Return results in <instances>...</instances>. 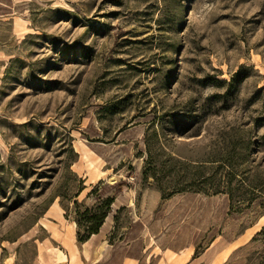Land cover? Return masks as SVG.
<instances>
[{
  "label": "rangeland",
  "instance_id": "rangeland-1",
  "mask_svg": "<svg viewBox=\"0 0 264 264\" xmlns=\"http://www.w3.org/2000/svg\"><path fill=\"white\" fill-rule=\"evenodd\" d=\"M262 195L264 0H0V264H264Z\"/></svg>",
  "mask_w": 264,
  "mask_h": 264
},
{
  "label": "trees",
  "instance_id": "trees-1",
  "mask_svg": "<svg viewBox=\"0 0 264 264\" xmlns=\"http://www.w3.org/2000/svg\"><path fill=\"white\" fill-rule=\"evenodd\" d=\"M228 154V149L230 150H234L235 146H227V148H225ZM226 155V153H224ZM230 154V152H229ZM227 157V156H226ZM227 159V158H225ZM227 167V171H226V175L228 177L227 183L231 182V177L229 176H234L236 175L235 171L229 166V165H224V167ZM144 173H146V171H144ZM195 175V174H194ZM192 178H190L189 181H191ZM233 190H226V194L228 195L229 199H231L233 197ZM218 192V191H217ZM216 191L214 193H217ZM264 197V195H262ZM113 202V199L111 197H107L105 198V200L102 202L101 206H99L97 212H95L94 214H92V216L89 218V222L87 224H84V234L80 235L78 237V241L80 242H85L86 240H88L90 238L91 235L96 234L99 230V227L101 226L104 218L106 217L107 213L109 212V208L111 203ZM250 202V201H249ZM77 204V202H74ZM78 224L80 225V223L78 222Z\"/></svg>",
  "mask_w": 264,
  "mask_h": 264
}]
</instances>
